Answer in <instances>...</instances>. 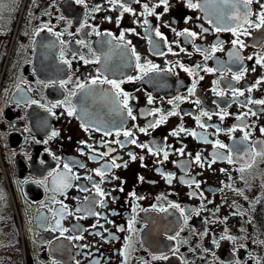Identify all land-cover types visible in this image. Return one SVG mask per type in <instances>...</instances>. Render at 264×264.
<instances>
[{
	"label": "flooded vegetation",
	"instance_id": "1",
	"mask_svg": "<svg viewBox=\"0 0 264 264\" xmlns=\"http://www.w3.org/2000/svg\"><path fill=\"white\" fill-rule=\"evenodd\" d=\"M192 3L200 7L0 0V135L11 183L0 162V235L6 213L9 241L0 264H264V156H245L264 149V105L254 103L264 100V64L256 63L264 26H255L264 0L249 4L251 26L237 35L216 31L235 27L217 19L230 8ZM23 4V14L32 10L27 27ZM15 30L20 42L4 64ZM16 211L27 222L23 242Z\"/></svg>",
	"mask_w": 264,
	"mask_h": 264
},
{
	"label": "snow or ice",
	"instance_id": "2",
	"mask_svg": "<svg viewBox=\"0 0 264 264\" xmlns=\"http://www.w3.org/2000/svg\"><path fill=\"white\" fill-rule=\"evenodd\" d=\"M112 2L115 3L116 0H112ZM136 2L138 3L139 0H136ZM205 2H206V4H217V3H218V4L224 5V6H226L227 8H230V9H231L230 12H225V11L221 10V11L218 13V17H217V19H218V21L221 20V19L232 20V21L235 22V27H226V28H224V29H221V27L218 26V27L216 28V31L227 30V31H231V32L233 33V35H237V32H239V31H241V30L243 29V25H244V24H248L249 26H251V22L248 20V15H249V12H248V6H249V4L253 3L254 0H239V3L243 5V19H242V20H241L240 10H239V8L237 7V3H235L234 0H205ZM160 3L163 4V5L165 6V11H167L168 0H160ZM119 6L123 9L124 12H132V11H133L132 8H130V7H125L124 4H120ZM188 7H190V8H197V7H200V5H199V4H193V3H192V0H188ZM260 7H261L262 9H264V3H261ZM144 9H145V11L147 12L148 15H152V14H153V11H154V10H153V9H149V6H148L147 4L144 5ZM145 23H147V21H145ZM255 26H256L257 28H259V27H261V26H264V12H261V13H260V15H259V22H258L257 24H255ZM205 31H207V29H205ZM243 31H244L245 34L247 33V29H243ZM185 32L187 33V29L185 30ZM187 34H188V35H191V36H195V35H196V33H187ZM156 35H157V36H160V35H161L160 32H159V30H157ZM121 39H123V33H121ZM232 44H233V45H237V44H239L240 47H243V43H242L239 39H235V40H233V41H232ZM215 50H216V49H215V47H214V48L212 49V51L214 52ZM133 51H134V50H133ZM230 55H233V54L230 53ZM206 58H207V57H206ZM236 58L239 59L238 54H236ZM136 59L139 60V56H137ZM248 59H249V60H252L253 57L250 56V57H248ZM256 63H257V64H264V58L257 59V60H256ZM152 67H154V66H152ZM185 71H189V70H188V69H185ZM205 71H209V72H211V71H213V69L207 68V69H205ZM241 76H242V74L234 75V76H233V79L238 81V80L241 79ZM129 79H131V78H129ZM201 79H202V77H201ZM106 82L112 84L113 87H115V88H119V84H117L116 81H106ZM92 83H93V84H96L97 81H96V80H93ZM80 87L83 88L84 86H83V85H80ZM194 88H195V85H193V89H190L189 91L192 92V91L194 90ZM249 90H251V89H249ZM220 94L222 95V93H220ZM236 95H241V96H243L244 93H243V92H240V91H238V90H236V89H233V96H236ZM177 99H180V98L177 97ZM248 102L251 103V102H253V101H248ZM149 103H151V98H149ZM197 103H199V101H197ZM254 103L264 105V100H256V101H254ZM124 107H125V108L128 107V104H127V96H125V99H124ZM71 114H72V112L69 111V115H71ZM173 114H174V113H173ZM128 115L131 116V109H130V108L128 109ZM202 115L207 116L208 113H207V112H204V113H202ZM132 118L135 119V117H132ZM210 118H211V117H209V119H210ZM221 118H223V117H221ZM163 119H164V117H161L160 120L153 121L152 123H150V124L148 125V127H149V128H155V127H157L160 123L163 122ZM197 121L199 122V117H197ZM201 127H203V125H201ZM232 130H234V129H230L229 131H232ZM139 131H140V132H146L147 129H146V128H140ZM179 131H186V129L181 128V129H179ZM217 131H219V129H217ZM261 131L264 132V129H261ZM109 134H110V133H107V132L105 133V135H109ZM178 134H179V133H178L177 131H173V133H172V135H178ZM191 134H192V135H196V133H191ZM55 135H56V133L54 132V133H53V136H55ZM117 135H119V133H117ZM123 135H124L125 137H131V136H132V133H131L130 131H125V132L123 133ZM244 139H245V140L248 139V134H247V133H245ZM130 142H131L132 144H136V143H137V141H136L135 139L130 140ZM138 146H139V147H147V145H144V144H140V145H138ZM216 146H218V147H220V148H224V147H226L225 145L219 143V141L216 142ZM149 151H151V149H149ZM180 152H181V154H183V149H181ZM155 154L158 155L159 153L157 152V153H155ZM250 155H251V156H256V155L264 156V149L257 150V149H255V148H253V149H250V150H248V151L245 152V156H246V157H247V156H250ZM129 156H130L133 160L136 159V157H135V155H134L133 153H129ZM141 159H143V157H141ZM163 159H164V160H167V159H168V153H167V152H164ZM227 159H228V162H229V163H232V162H233V157H232L231 155H229V156L227 157ZM196 162H197V163L200 162V156H199V155L196 156ZM113 165L116 166V167H119V165H116V164H115V161H113ZM247 166L250 167V166H251V163H248ZM65 167H67V165H66ZM243 170H244V169L241 168V171H243ZM97 175H103V172H101L100 170H97ZM89 179H91V177H89ZM169 182H171L170 179H169ZM94 187L96 188V191H97V193H98L99 195L103 196V195L105 194V193L99 188L98 185H94ZM173 206L175 207L176 205H173ZM78 211H79V209H78ZM55 226H56L57 228L60 227L59 221H56V225H55ZM65 231H66V230H65Z\"/></svg>",
	"mask_w": 264,
	"mask_h": 264
},
{
	"label": "rangeland",
	"instance_id": "3",
	"mask_svg": "<svg viewBox=\"0 0 264 264\" xmlns=\"http://www.w3.org/2000/svg\"><path fill=\"white\" fill-rule=\"evenodd\" d=\"M2 221H3V223H4V227L2 226V227H1V230L3 231V235H4V233H5V231H6L5 226H6V224H7V216H6V213H4V216H3V218H2ZM3 235H2V236L0 235V247L4 246L6 242H9V241H5V240H6V237L3 236ZM10 243H11V242H10ZM12 245H13V244H12Z\"/></svg>",
	"mask_w": 264,
	"mask_h": 264
}]
</instances>
